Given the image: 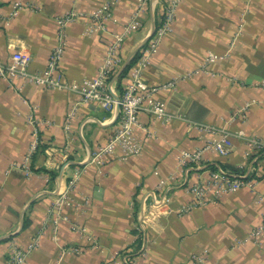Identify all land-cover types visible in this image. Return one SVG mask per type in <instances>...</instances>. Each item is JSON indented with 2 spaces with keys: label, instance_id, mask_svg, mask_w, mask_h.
<instances>
[{
  "label": "crops",
  "instance_id": "obj_1",
  "mask_svg": "<svg viewBox=\"0 0 264 264\" xmlns=\"http://www.w3.org/2000/svg\"><path fill=\"white\" fill-rule=\"evenodd\" d=\"M19 1L24 6L14 16ZM168 1L118 0L109 33H89L88 15L105 0H0V57L8 63L20 51L31 71L42 72L56 44L57 18L75 11L81 16L67 27L63 79L82 86L95 78L111 36L123 34L122 64L109 80L118 98L135 54L162 25ZM134 14L141 25L128 33ZM171 25L144 79L176 116L161 122L139 114L138 155L123 157L117 149L98 161L91 157L114 132L117 105L108 112L74 91L0 77V264L7 263L11 241L27 246L35 237L39 245L25 264H127L126 257L135 264H264V235H251L264 214V160L250 161L239 135L264 137V0H181ZM195 123L231 133L233 150L222 155L208 148L200 163L181 164L183 151L202 149L221 135ZM34 141L35 173L26 176L12 165ZM219 166L242 169L255 183L215 198L207 183ZM73 179L70 201L57 216L52 205ZM196 184L207 187V204L179 214L195 200L189 188ZM165 191L167 202L155 204ZM144 214L139 252L135 226Z\"/></svg>",
  "mask_w": 264,
  "mask_h": 264
},
{
  "label": "built area",
  "instance_id": "obj_2",
  "mask_svg": "<svg viewBox=\"0 0 264 264\" xmlns=\"http://www.w3.org/2000/svg\"><path fill=\"white\" fill-rule=\"evenodd\" d=\"M142 3L147 0H140ZM118 0H105L102 7L89 14L90 24L87 28L89 33H109L107 21L113 20V7ZM181 0H169L166 5L165 18L162 25L150 37L146 46L141 50L140 57L135 61L127 76V82L123 88L120 97L116 95L109 83L111 75L122 64L121 47L124 42V35L113 34L107 44V54L103 63L99 67L98 74L95 78L85 81V84L80 86L76 83L64 81L60 69V63L64 57L67 47V27L70 23L76 21L81 16L79 13L72 11L57 18L58 33L55 46L50 51L47 68L42 72H33L29 69L30 58L28 55L20 51L14 52L8 63H5L0 57V77L12 80L20 78L25 82L35 84L39 87L48 89H67L77 92L80 95L81 101L84 103H98L105 111L112 112L117 105L119 107L118 116L116 119V127L108 139V141L100 145L92 152L93 160H100L106 155H113L117 149L122 151L123 157L138 155L142 152V142L135 134V128L140 127L139 114L142 111L149 113L154 119L161 122H167L175 118L176 115L169 112L164 102L156 97L159 90L158 87L149 85L144 79V70L151 63L154 53L157 51L159 44L168 32L172 29V22L176 17L177 8ZM24 4L19 1L14 5L15 11L13 15L16 16ZM32 7V6H31ZM141 23L136 14L126 26L128 33L137 30ZM210 59H214L211 55ZM77 111L74 106L67 115V123L65 129L69 132L71 120ZM195 125L202 131L210 134H221L219 138L213 139L207 143L202 149L195 151L185 150L179 157V162L183 165H194L202 161L206 149L213 148L222 155L229 154L234 147L231 133L224 129L210 126L207 124ZM146 128V127H144ZM243 141L249 148L248 159L252 162L264 160V137L260 136H246L239 133ZM37 151V142L31 145L27 155L20 163H13L12 168L19 169L24 172L26 176H31L35 173L32 169V157ZM50 157V155L48 154ZM246 172L232 173L222 167H217L210 170V179L208 186H213L215 190V198H219L222 194L228 192H235L243 186H252L255 183L253 178H248ZM165 185V181L157 187L161 190ZM75 180L70 182L68 187L60 193L57 200L52 205V213L57 216L62 212L63 206L70 201L69 192L74 188ZM190 192L194 195L195 200L189 205L182 206L177 212L184 214L189 212L193 207L207 204L206 193L207 187L202 184L191 186ZM167 192L162 193L160 197H155V204H165L168 200ZM264 200V197L261 198ZM146 201V200H145ZM217 199H213L216 202ZM149 208V206H148ZM145 214L136 222L135 229L137 236L134 245L138 247V251L144 250L140 245V240L145 235L146 223L144 221ZM76 229L77 226L75 227ZM85 231V229H81ZM251 235L255 238L264 235V214L261 218V223L252 230ZM39 245L38 238H34L27 246H20L18 243L11 241L9 245L8 260L6 264H25L30 253ZM65 251L73 253H81V249L64 248ZM126 257V254H124ZM127 264H135L133 259L125 258Z\"/></svg>",
  "mask_w": 264,
  "mask_h": 264
},
{
  "label": "trees",
  "instance_id": "obj_3",
  "mask_svg": "<svg viewBox=\"0 0 264 264\" xmlns=\"http://www.w3.org/2000/svg\"><path fill=\"white\" fill-rule=\"evenodd\" d=\"M140 55H141V52H137L136 54H135V56H134V58L132 59V64L133 63H135V61L140 57ZM128 71V69L125 71V73ZM213 169H215L216 167H212ZM232 171V173L234 172V173H239V172H243V170L242 169H239V168H236V169H233V170H231ZM248 178H250V176H248Z\"/></svg>",
  "mask_w": 264,
  "mask_h": 264
},
{
  "label": "water",
  "instance_id": "obj_4",
  "mask_svg": "<svg viewBox=\"0 0 264 264\" xmlns=\"http://www.w3.org/2000/svg\"><path fill=\"white\" fill-rule=\"evenodd\" d=\"M152 33H154V31H153ZM129 63H130V61L127 62V63L124 65V67H123L122 70H121V73L125 70V68L127 67V65H128Z\"/></svg>",
  "mask_w": 264,
  "mask_h": 264
}]
</instances>
